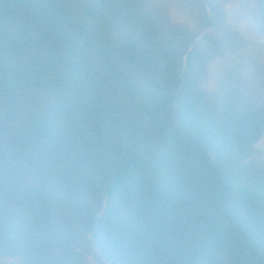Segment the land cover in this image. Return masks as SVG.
Listing matches in <instances>:
<instances>
[{
	"label": "trees",
	"instance_id": "trees-1",
	"mask_svg": "<svg viewBox=\"0 0 264 264\" xmlns=\"http://www.w3.org/2000/svg\"><path fill=\"white\" fill-rule=\"evenodd\" d=\"M172 1L0 0V261L264 264V59Z\"/></svg>",
	"mask_w": 264,
	"mask_h": 264
},
{
	"label": "rangeland",
	"instance_id": "rangeland-1",
	"mask_svg": "<svg viewBox=\"0 0 264 264\" xmlns=\"http://www.w3.org/2000/svg\"><path fill=\"white\" fill-rule=\"evenodd\" d=\"M169 3V8L176 20L183 19V13L177 10V5L174 4L172 0H166ZM248 3L245 0H233L231 1L228 6V14L227 20L231 23L234 27L238 28V30L243 33L246 37L247 41V49L252 53L260 55L264 59V38L261 37L257 32L256 23L253 20V16L251 14L250 9L248 8ZM220 63V62H218ZM218 65V64H217ZM215 66L213 68V72L216 71L220 65ZM257 81L256 84H252L251 89L254 91H258V88L261 91H264V81L259 82ZM260 91V93H262ZM258 146L262 151V155L264 157V137L259 142ZM0 264H14L12 260H3L0 261ZM94 264V263H92Z\"/></svg>",
	"mask_w": 264,
	"mask_h": 264
}]
</instances>
